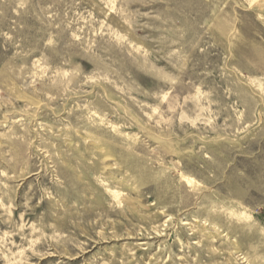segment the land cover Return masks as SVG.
I'll return each mask as SVG.
<instances>
[{
  "label": "rangeland",
  "instance_id": "374dc122",
  "mask_svg": "<svg viewBox=\"0 0 264 264\" xmlns=\"http://www.w3.org/2000/svg\"><path fill=\"white\" fill-rule=\"evenodd\" d=\"M254 1L0 0V264H264Z\"/></svg>",
  "mask_w": 264,
  "mask_h": 264
},
{
  "label": "bare ground",
  "instance_id": "6f19581e",
  "mask_svg": "<svg viewBox=\"0 0 264 264\" xmlns=\"http://www.w3.org/2000/svg\"><path fill=\"white\" fill-rule=\"evenodd\" d=\"M253 7H255L256 8V13H257V15L262 19V20H264V0H255L253 3ZM38 107V106H37ZM35 111V110H34ZM35 116V113H31L30 114V118L31 117H34ZM146 132V131H145ZM111 190V189H110ZM112 195H113V197H114V199H115V202H116V200L118 201V202H120V201H124V199H126L125 197H126V194H124V193H122V192H120V191H113L112 190ZM173 219V216L171 215L168 219H167V221L166 222H168V221H171ZM184 225H191V224H189V222H187V221H185L184 223H183ZM245 261H243V263H244Z\"/></svg>",
  "mask_w": 264,
  "mask_h": 264
}]
</instances>
